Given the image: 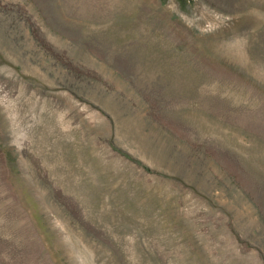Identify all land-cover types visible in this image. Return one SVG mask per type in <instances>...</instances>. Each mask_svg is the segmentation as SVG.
Masks as SVG:
<instances>
[{"label":"rangeland","instance_id":"374dc122","mask_svg":"<svg viewBox=\"0 0 264 264\" xmlns=\"http://www.w3.org/2000/svg\"><path fill=\"white\" fill-rule=\"evenodd\" d=\"M0 264H264V0H0Z\"/></svg>","mask_w":264,"mask_h":264}]
</instances>
